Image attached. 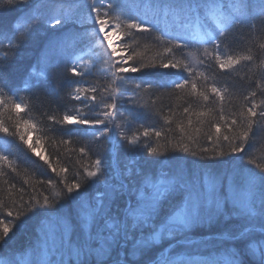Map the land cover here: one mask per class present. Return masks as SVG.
I'll return each mask as SVG.
<instances>
[{"label": "snow or ice", "instance_id": "snow-or-ice-1", "mask_svg": "<svg viewBox=\"0 0 264 264\" xmlns=\"http://www.w3.org/2000/svg\"><path fill=\"white\" fill-rule=\"evenodd\" d=\"M250 19L264 22V4L258 6L254 0H187L177 4L164 0H0V48L5 49L0 60V97L7 92L18 96L19 91L27 90L37 98H61L62 82L66 73H71L68 84L75 87H70L68 95L79 106L66 109L62 115H48L47 121L69 137L74 131H84L94 141H104L100 153L79 148L90 163L81 165L82 171L78 170L70 183L66 178L41 181L63 185L55 198L40 193L24 201L25 189H19L21 204L13 227H4L0 234V256L4 257L0 264H54L48 248L52 236L67 248L68 258L61 264H264V165L256 166L259 171L243 164L223 171L215 167L225 159H243L257 119L264 120V101L256 103V91L244 97L238 115H220L223 127L232 135L222 134L221 124L215 123V139L212 134L207 136L215 146L198 151L192 148V137L188 143L167 140L164 145H141L139 135H126L116 122L130 74L140 78L160 69L166 70L165 74L174 70L177 79L163 86L171 84L180 91L190 85L192 94L204 101L209 100V93L223 100L215 85L198 91L197 83L180 78L184 72L192 76L193 68L175 53L202 45L204 59L200 63L212 58L221 70L241 59L251 60L222 55L228 32ZM153 33H158L155 39L166 46L147 61V46L142 50L134 40L124 42L126 37ZM27 49L38 53L36 64L20 81L24 89H18L12 65L17 54ZM86 55L93 65L96 60L103 61L106 85L85 87L75 79L87 74L78 70ZM37 65L43 68L39 73ZM153 86L151 80L138 79L133 95ZM109 90L114 94L107 95ZM0 103L18 116L24 107L12 97ZM129 103L135 101L129 97ZM93 110L95 114L89 115ZM184 112L191 115L189 108ZM21 123L26 128L35 127L30 120H18L19 139L57 176L66 174L68 168L57 171L28 144L27 133L19 131ZM188 124H192L191 119ZM153 131L159 140L162 133L154 129L145 128L142 135L149 137ZM0 132L8 134L9 128L0 125ZM223 142L229 145L228 152ZM122 158L128 162L123 163ZM7 159L0 156V160ZM8 216H12L11 210ZM221 217L233 224L225 236L193 238L194 229ZM32 218L37 221L34 240L27 249H20L19 255L17 250L8 251L16 228ZM165 241L170 242L167 247L162 246ZM226 242L231 246L218 254L217 243Z\"/></svg>", "mask_w": 264, "mask_h": 264}, {"label": "trees", "instance_id": "trees-1", "mask_svg": "<svg viewBox=\"0 0 264 264\" xmlns=\"http://www.w3.org/2000/svg\"><path fill=\"white\" fill-rule=\"evenodd\" d=\"M187 0H164L167 3H182ZM256 5L264 4V0H254ZM158 33H153L151 36L133 35L126 37L124 42L130 43L136 41L142 50H145L147 55L146 61L155 56L158 51H162L165 43L157 41L155 37ZM7 43V42H5ZM204 46L194 45L191 49L178 51L175 53L177 58L184 59L193 68L192 76L187 72L180 74V78H187L190 81L197 83L198 91H207L208 85H215L220 89L223 95V100L209 93V100L204 101L202 97L193 95L191 86L184 90L177 91L171 84L167 87L163 86L165 82H170L177 79L173 75L174 70H157L156 74L147 75L144 77H136V74L129 75L130 83L127 85V91L124 92L123 100L120 104V113L116 122L121 125L122 130L126 135L132 136L134 133L139 135L140 144L150 142L149 146L164 145L167 140H172L174 143L177 140H182L188 143V137H192V148L198 151L203 147H214L215 145L207 141L209 134L215 139V128L212 127L215 123L221 124V133L224 135H232L223 127V122L219 120L221 114L225 117L238 115L244 105V97L250 92L256 91V103L260 104L264 101V22L260 19L248 20L244 26H237L234 31L227 34L225 44L222 48V55L238 57H251V60L241 59L239 63L233 67L221 70L216 65L215 60L208 58L203 64L200 61L203 58L200 52ZM5 53V50L3 51ZM10 55V53H9ZM38 53L35 50L27 49L17 54L16 61L12 65V76L16 83V88L24 89V84L20 82L23 76L28 72L31 65L36 64ZM4 59V54L0 60ZM71 66V62H69ZM63 68V65L61 66ZM103 61L95 62L89 69L79 68L82 73H87L82 77L75 79L85 87L103 86L108 83L103 71ZM43 68L37 65L35 71L39 73ZM72 78L71 73H66L62 82L63 90L59 96L61 98H49L30 94L27 90L19 91L18 96L12 92H7L6 96L0 97V101L7 100L12 97L17 102L22 103L23 110L18 116L15 112L10 111L8 106L0 103V125L9 128V133L0 132V156H7V161L0 160V234L4 227H13V217L19 210L21 204L19 189L24 188V201H27L29 195H48L50 198H55V193L60 191L63 185L54 183L49 185L41 183V181H59L67 179L70 183L74 174L81 170V165L90 163L87 157H83L79 153L80 147H86L91 150V153L96 154L103 152L104 141L97 139L93 140L90 134L84 131H74L71 137L61 130H54L50 122L47 121L48 115H62L66 109L78 107L77 102L70 101L68 93L70 87L74 88L75 84L69 87L68 81ZM151 80L154 86L150 89H141L133 95V88L138 79ZM259 84V87L257 86ZM111 90L107 95H111ZM131 97L135 103H129ZM10 104V101H8ZM184 108H189L191 115L184 112ZM87 112V109H83ZM204 112L206 115L198 117L196 113ZM89 115H94L95 110ZM168 117V119H165ZM192 120V124H188V120ZM30 120L34 128H26L23 123L20 124L19 131L27 133L25 139L28 144L35 147L36 151L45 156L53 167L59 171L60 168H68V172L60 173L57 176L48 168L39 157L35 155L28 145L24 144L16 134L15 127L17 121ZM246 123V121H245ZM181 126V128L178 127ZM145 128L160 131L162 136L159 140L154 135V131L149 137L142 135ZM132 129V131H131ZM196 129H199L197 133ZM32 133L31 138L27 139L28 134ZM39 141L37 144L36 141ZM62 140H70L69 143L63 144ZM225 152H228L229 145L227 142L222 143ZM146 151V150H145ZM239 157V154H233ZM131 157H128L130 159ZM91 159H95V155H91ZM249 160L255 161L256 165H264V120L257 119L254 125V135L245 150L243 159L227 160L215 165L221 171L230 169L233 162L251 165ZM123 163H127V159L122 158ZM141 164L144 161L141 160ZM147 166V165H145ZM15 168L16 171H12ZM251 168V166H250ZM259 171V169H256ZM27 181V183H25ZM12 185H15L13 188ZM8 210L12 211V216H8ZM233 224L230 220L220 224L212 223L209 226H201L195 231L193 238L206 235H226ZM37 230V221L35 218L28 219L22 225L16 228L13 239L9 242L7 250H17L28 248V245L34 240ZM170 242H163V247H167ZM229 243L223 245L217 243L215 251L222 254L225 247H230Z\"/></svg>", "mask_w": 264, "mask_h": 264}, {"label": "rangeland", "instance_id": "rangeland-1", "mask_svg": "<svg viewBox=\"0 0 264 264\" xmlns=\"http://www.w3.org/2000/svg\"><path fill=\"white\" fill-rule=\"evenodd\" d=\"M187 1H185V3H186ZM235 29V28H234ZM233 30V29H232ZM231 31V30H230ZM112 39H113V41L115 42L116 40H117V37H112ZM118 48H119V45L117 44L116 45ZM203 52V51H202ZM202 52H200V54H202ZM120 53H119V51H118V53H117V55H119ZM99 55V53H93V56H98ZM238 56H240V55H238ZM238 56H236V57H238ZM84 60H85V63L80 67V68H83V69H89L91 66H93V64H92V61L89 59V57L86 55L85 57H84ZM97 61H99V60H96V62ZM104 65V64H103ZM103 71H105V68L103 67V69H102ZM131 131H132V129H131ZM31 136H32V133H30V134H28V137H27V139H29V138H31ZM251 141V140H250ZM239 159V158H238ZM237 166V162L235 161V162H233L231 165H230V169L231 168H234V167H236ZM250 166H251V168L252 169H257V165L255 166V164H251V165H249V166H247L248 168H250ZM227 220H225L223 217H221V218H219L217 221H215V222H218V223H220V224H222V223H224V222H226ZM214 222V223H215ZM210 225V224H209ZM208 225V226H209ZM206 226V225H205ZM198 229V228H197ZM197 229H194L193 230V233L192 234H194L195 233V231L197 230ZM216 235H218V234H216ZM219 236V235H218ZM202 237H207V235L206 236H200V237H198V238H194V239H200V238H202ZM48 248L50 249V252H51V256H53L54 258H55V262H54V264H61V261L62 260H64V261H66L67 260V258H68V253H67V248L66 247H63L62 245H61V242H60V240H59V238L58 237H55V236H52L51 238H50V240H49V243H48ZM27 249V248H26ZM20 253H17V255H19ZM27 253H25V255H26ZM48 256H49V253H48V251H46L45 252V260H47L48 259ZM4 259V257H2V256H0V260H3Z\"/></svg>", "mask_w": 264, "mask_h": 264}, {"label": "water", "instance_id": "water-1", "mask_svg": "<svg viewBox=\"0 0 264 264\" xmlns=\"http://www.w3.org/2000/svg\"><path fill=\"white\" fill-rule=\"evenodd\" d=\"M213 236H218V235H213Z\"/></svg>", "mask_w": 264, "mask_h": 264}]
</instances>
